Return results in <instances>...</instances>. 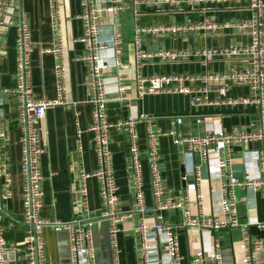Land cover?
Instances as JSON below:
<instances>
[{
	"label": "crops",
	"instance_id": "crops-1",
	"mask_svg": "<svg viewBox=\"0 0 264 264\" xmlns=\"http://www.w3.org/2000/svg\"><path fill=\"white\" fill-rule=\"evenodd\" d=\"M6 1L4 20V42L0 59V84L3 87L15 86L16 73V28L20 14L25 17L30 28L32 46L29 51V84L35 99L56 97L53 73L54 58L52 54L42 52L52 41L49 25L48 0H4ZM123 9L112 16L118 23L121 32L119 49L113 48V27L107 13H102L99 22V40L107 44L99 50L101 61L104 63L103 77L107 84V92H116V83H123L127 88L132 86L135 75L144 76L176 74L181 76L201 75L204 73H223L235 69L250 67V60L244 57H216L205 60L193 51L227 45H247L251 41L250 31L246 28L235 27L216 28L201 27L175 33L144 34L142 47L151 51L155 48L185 50L188 55L177 61L169 62L152 57L143 61L139 68L130 62L133 58V28L135 25H158L175 23H205L222 24L239 20H252L254 9L249 1L237 3H222L219 1H205L194 7L187 4L178 6L160 3L145 5L138 0H121ZM62 37L64 41L62 59L66 65V104L48 107L37 126L42 128L41 146L44 152L41 156L42 206L40 216L60 221H70L75 216L71 198V182L76 169L92 171L96 167V157L92 145V132L88 129L91 122L92 104L86 101L87 63L75 58L84 51L83 44L78 40L82 33V23L79 18L82 4L80 0H62ZM97 6L108 3L96 0ZM264 39V27L262 31ZM118 56L123 63H129L128 68H120L115 64ZM191 89L190 92H157L146 94L132 103L120 100H110L106 104L108 121L115 123L125 119L129 114L140 113L143 119L137 122L138 143L141 150L142 175L144 182L145 202L151 207L150 174L146 156L145 127L149 123L152 128L168 130L174 128L184 135H199L206 130L216 127L225 130H252L260 126L259 106L255 102L231 105L229 98L253 97L258 90H252L244 83L228 81L226 91L220 92L221 83H208L201 80L184 81ZM206 87L204 93H197L195 89ZM132 93V92H131ZM199 95L203 103L193 104L194 97ZM206 99V100H205ZM0 125L5 138L2 142L4 162L9 172L12 197L3 203L4 216L1 223L4 237L9 241V252L14 254L15 264H26L24 246L26 226L22 223V183L20 171V142L22 131L17 121L16 99L14 96L0 95ZM181 117L182 123L176 119ZM77 121V125L75 124ZM80 135L77 136V129ZM110 149L113 154V166L116 183L118 185V199L121 209H127L132 199L130 186V166L128 159V135L124 128H112L109 131ZM80 140L81 149L77 148ZM264 139H256L247 146L235 145L231 155L230 170L238 179H243L247 171H256L253 158L256 150L262 149ZM158 162L162 181L166 192L182 191L188 195V207L192 215L201 211L207 215L221 218L219 198L222 194V183L217 171H209L206 163H201L203 198L197 201L194 191L185 189L183 172L185 163L181 148L176 146L171 136L159 138ZM195 160H198L195 158ZM191 180V176L188 177ZM88 196L87 210L79 211V215L86 220L93 219L101 211L98 196V185L95 178L87 181ZM233 194L236 198V214L239 226H227L214 231L220 242L223 253L232 249L236 264L241 261L242 251L239 248L241 226L250 232L251 238H264V228H258L256 222L264 224V197L258 190L250 186L246 188L235 186ZM152 218V213H147ZM164 220L171 224L178 233L179 251L183 256V264H189L192 252L203 249L206 253L211 250V238L206 232L200 233L196 228L182 225V215L179 209H169L163 212ZM138 216L127 218L119 223L117 234L119 245V264H141L138 251L139 233L136 230ZM253 222V223H252ZM92 235L97 240H108V229L105 221L94 222ZM92 231V229H91ZM45 239L46 264H69L68 254H63L65 240L58 237L56 231L50 227L43 229ZM62 236V235H61ZM109 242L107 250L100 251L95 257L97 264H112ZM66 249V246H65ZM163 255V254H162ZM264 264V250L257 254ZM11 261V260H9ZM9 264V263H8ZM205 264H216L214 260H207Z\"/></svg>",
	"mask_w": 264,
	"mask_h": 264
},
{
	"label": "built area",
	"instance_id": "built-area-1",
	"mask_svg": "<svg viewBox=\"0 0 264 264\" xmlns=\"http://www.w3.org/2000/svg\"><path fill=\"white\" fill-rule=\"evenodd\" d=\"M82 4L79 18L82 23V33L78 40L83 44L84 51L75 59L87 63L88 73L86 78V101L92 104L91 122L88 129L92 132V145L96 157V167L92 171L76 169L71 182V198L75 216L70 221L48 219L40 216L42 206V173L41 156L44 148L41 146L42 128L37 126L38 121L44 116L48 107L66 104V65L62 59L64 41L62 37V0H48L49 25L52 41L42 52L52 54L54 58L53 73L56 88V97L52 99H35L32 96L29 84V51L32 46L30 39V28L21 13L17 22L15 48H16V73L15 86L3 87L0 84V95L14 96L16 99L17 121L22 131L20 142V171L23 178L22 183V223L26 226V239L24 246V258L26 264H46L45 239L43 229L50 227L53 231H68L69 264H95V248L91 227L94 222L105 221L108 229V242L111 253L112 264H119V245L117 234L119 223L127 218L138 216L136 230L139 233L138 251L141 264H183V256L179 251L178 233L174 227L164 220L163 212L169 209H179L182 215V225L188 228H196L200 233L206 232L211 238V250L205 252L203 249H195L189 264H205L214 260L216 264H222V251L219 240L214 231L223 227L239 226L236 214V198L233 187L246 188L250 186L255 191L259 190L264 197V146L256 150L253 158V167L256 171H247L243 179L235 177L231 170V155L233 146H247V143L256 139H264V39L262 31L264 18L262 10L264 0L249 1L250 7L254 9L252 20H239L216 24L205 23H175L158 25H135L133 28V58L130 62L136 69L143 61L152 57L173 62L188 55L185 50L155 48L147 51L142 47L143 35L148 33H175L193 28H216L235 27L246 28L250 31L251 41L247 45H227L211 48H203L193 51L201 55L205 60L216 57H244L250 60V67L235 69L223 73H204L201 75L179 76L176 74H161L144 76L135 75L132 86L127 88L123 83H116V92L112 95L107 92V84L103 77L104 63L101 61L99 50L107 44L98 38L99 22L102 13L112 18L114 14L123 9L121 0H104L105 5L97 6L96 0H80ZM209 0H138L145 5H158L160 3L178 6L187 4L190 7ZM224 3H237L244 0H210ZM6 1L0 0V59L4 42V31L6 22L4 20ZM113 27V48L117 52L121 41V32L118 23L111 19ZM115 64L120 68H128L129 63H123L118 56ZM201 80L208 83H221L220 92H225L228 81L244 83L252 90H258L253 97L229 98L227 102L231 105L255 102L259 106L260 126L252 130L230 129L212 127L199 135H184L174 128L164 130L152 128L149 123L145 127L146 156L150 174V191L152 197L151 207L145 202L144 182L142 175L141 150L138 143L136 124L143 119V115L134 112L125 119L115 123L108 121L106 104L110 100H120L132 103L133 100L141 99L146 94L157 92H190L191 89L184 81ZM206 87L195 89L197 93H204ZM132 92V93H131ZM206 100V99H205ZM193 104L203 103L197 95L192 100ZM2 115H0L1 118ZM177 124L182 123L181 117L176 119ZM77 125V121H75ZM124 128L128 135V159L130 166V186L132 199L127 209H121L118 199V185L114 175L113 154L110 149V129ZM80 129H77V136ZM171 136L173 143L181 148L185 169L183 178L185 189L194 191L197 201H201L203 193L201 190L202 172L201 163H206L209 171H217L222 183V194L218 200L221 218L207 215L199 211L192 215L188 207V195L182 191L177 193L166 192L162 181L158 162L159 138ZM5 134L0 125V264H8V240L4 237V228L1 220L4 216L3 203L12 197L9 182V172L3 159L2 142ZM77 148L81 149L80 140ZM197 158L198 160H195ZM191 176V180L188 177ZM95 178L98 185V196L101 211L93 219L86 220L79 215V211L87 210L88 187L87 181ZM152 213L148 218L147 213ZM258 228H264L263 223L257 221ZM253 223V222H252ZM241 238L239 248L242 251L241 261L243 264H261L257 254L264 250V238L259 236L251 238L250 232L241 226ZM163 254V255H162Z\"/></svg>",
	"mask_w": 264,
	"mask_h": 264
},
{
	"label": "water",
	"instance_id": "water-1",
	"mask_svg": "<svg viewBox=\"0 0 264 264\" xmlns=\"http://www.w3.org/2000/svg\"><path fill=\"white\" fill-rule=\"evenodd\" d=\"M261 15L264 18V8L262 10V14ZM56 233H57L58 237H63V238H60V239H64L65 240V244L63 243V245L66 246V249H65V246H64V248L62 249V253L63 254H68V257H69L68 231L60 230V231H56ZM223 255H224V257H222V264H236L235 255H234L232 249H229V250L225 251V253H223ZM8 258H9V260H11V261H9V264H15L14 261H12L13 258H14V254L12 253V251L8 252Z\"/></svg>",
	"mask_w": 264,
	"mask_h": 264
},
{
	"label": "rangeland",
	"instance_id": "rangeland-1",
	"mask_svg": "<svg viewBox=\"0 0 264 264\" xmlns=\"http://www.w3.org/2000/svg\"><path fill=\"white\" fill-rule=\"evenodd\" d=\"M92 229V233L94 232V229L93 228H91ZM93 244H94V248H95V257L97 256V254L100 252V251H102L103 252V250L105 251V250H107V246H108V240H104V239H102V240H97L95 237H94V235H93ZM109 248V247H108ZM95 264H97V260L95 261Z\"/></svg>",
	"mask_w": 264,
	"mask_h": 264
}]
</instances>
